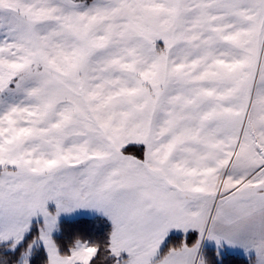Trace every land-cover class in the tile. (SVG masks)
Instances as JSON below:
<instances>
[{
    "label": "snow or ice",
    "instance_id": "snow-or-ice-1",
    "mask_svg": "<svg viewBox=\"0 0 264 264\" xmlns=\"http://www.w3.org/2000/svg\"><path fill=\"white\" fill-rule=\"evenodd\" d=\"M0 264H264V0H0Z\"/></svg>",
    "mask_w": 264,
    "mask_h": 264
}]
</instances>
